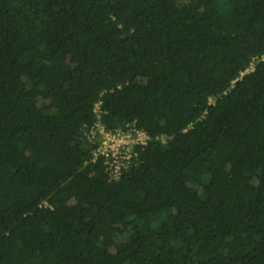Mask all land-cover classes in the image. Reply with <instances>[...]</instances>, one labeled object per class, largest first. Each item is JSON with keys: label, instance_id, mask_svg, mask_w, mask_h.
<instances>
[{"label": "trees", "instance_id": "16d2710c", "mask_svg": "<svg viewBox=\"0 0 264 264\" xmlns=\"http://www.w3.org/2000/svg\"><path fill=\"white\" fill-rule=\"evenodd\" d=\"M0 264H264V0H0Z\"/></svg>", "mask_w": 264, "mask_h": 264}, {"label": "built area", "instance_id": "2783aa9c", "mask_svg": "<svg viewBox=\"0 0 264 264\" xmlns=\"http://www.w3.org/2000/svg\"><path fill=\"white\" fill-rule=\"evenodd\" d=\"M99 108L100 101L93 107L96 120L90 126H85L88 129H84L83 134L90 142L96 144L93 159L100 155L104 170L110 179L117 180L137 156L135 147L146 145L149 136L136 121L123 127L106 129L100 122Z\"/></svg>", "mask_w": 264, "mask_h": 264}]
</instances>
